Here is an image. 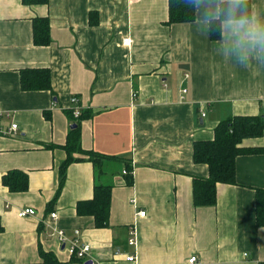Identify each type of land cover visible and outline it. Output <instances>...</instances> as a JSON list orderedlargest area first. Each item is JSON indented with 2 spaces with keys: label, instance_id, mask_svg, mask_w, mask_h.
<instances>
[{
  "label": "crops",
  "instance_id": "1",
  "mask_svg": "<svg viewBox=\"0 0 264 264\" xmlns=\"http://www.w3.org/2000/svg\"><path fill=\"white\" fill-rule=\"evenodd\" d=\"M220 1L196 0L193 20L167 24L169 0H0V108L19 123L16 135L0 132V264H43L44 251L66 264H133L135 251L140 264H264V151L236 156L235 181L218 182L214 204L194 201V178L210 175L195 142L224 119H264V0L213 39ZM37 16L49 20L46 44L35 41ZM29 68L49 69L51 88H24ZM73 123L83 150L63 169ZM241 143L264 146V128ZM22 171L28 187L11 189L5 176L19 183ZM97 183L112 185L106 224L78 210ZM24 206L37 213L21 216ZM60 228L80 230L89 259Z\"/></svg>",
  "mask_w": 264,
  "mask_h": 264
},
{
  "label": "trees",
  "instance_id": "2",
  "mask_svg": "<svg viewBox=\"0 0 264 264\" xmlns=\"http://www.w3.org/2000/svg\"><path fill=\"white\" fill-rule=\"evenodd\" d=\"M27 3L47 2L48 0H24ZM252 15L251 0H221L219 15L210 20V34L213 39L221 38L223 21L225 19L248 18ZM196 17V0H169V17L165 22L191 21ZM35 41L46 44L50 41V24L48 17L35 18ZM51 73L47 68H29L22 71V86L26 89L51 88ZM82 114V113H81ZM81 114L77 117H80ZM76 117L75 115H73ZM264 119L260 115H236L224 119L215 128V136L210 139H200L195 142L194 159L197 162L208 163L210 175L194 178V201L197 205L214 204L217 201L218 182H234L236 178V156L239 153L264 151V146L242 145V140L248 136L263 132ZM65 147L68 157L63 163V169L74 159L73 152L83 150L80 132L73 127ZM94 160L103 157L94 150H84ZM19 183H14L8 176L5 182L11 189L23 190L28 187L27 173ZM112 185L95 184V194L91 199L80 201L79 212L94 214L98 224H106L110 211ZM257 223L264 225V189L256 191ZM43 264H66L53 253L44 251Z\"/></svg>",
  "mask_w": 264,
  "mask_h": 264
},
{
  "label": "built area",
  "instance_id": "3",
  "mask_svg": "<svg viewBox=\"0 0 264 264\" xmlns=\"http://www.w3.org/2000/svg\"><path fill=\"white\" fill-rule=\"evenodd\" d=\"M127 40H129V39H127ZM184 90L186 91L187 89L185 88ZM133 94L136 95L137 90H134ZM73 101H75V102L78 101V97L73 96ZM73 113L77 117L80 115L81 111L79 109H75ZM205 114H206V112L204 111L203 115H205ZM11 117H12L11 111H7L3 108H0V132L6 133V134L16 135V134H18L19 123L14 118H12L9 123L6 122V120L8 118H11ZM125 171H127V170H125ZM36 213H37V210L33 206H24V207L20 208V210H19V214L21 216L34 215ZM145 213H146L145 209H141L139 211V214L145 215ZM56 214H57L56 211L51 212L52 217L56 216ZM57 235L59 237V240L64 245H67V248L69 249V251L73 255H75L81 259H89L91 252H92V245L90 242L84 240L81 237L79 229H76L75 234L73 236L68 237L65 229L60 228V229H58ZM129 242L133 245H136L137 239H136L135 227H132V229H131V236L129 238ZM126 259L128 261L133 262V264H140V262L138 261L136 251L127 253ZM197 259H198V256L195 254V255H192L189 260L191 262H194ZM91 264H101V263L93 261Z\"/></svg>",
  "mask_w": 264,
  "mask_h": 264
},
{
  "label": "water",
  "instance_id": "4",
  "mask_svg": "<svg viewBox=\"0 0 264 264\" xmlns=\"http://www.w3.org/2000/svg\"><path fill=\"white\" fill-rule=\"evenodd\" d=\"M77 125V123H73L72 127H75ZM88 263L91 262V260L87 261Z\"/></svg>",
  "mask_w": 264,
  "mask_h": 264
}]
</instances>
